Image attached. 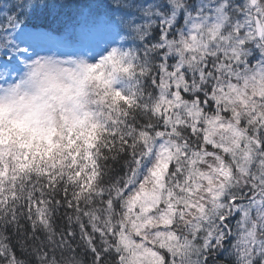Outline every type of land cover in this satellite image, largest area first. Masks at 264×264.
Instances as JSON below:
<instances>
[{
	"label": "snow or ice",
	"instance_id": "1",
	"mask_svg": "<svg viewBox=\"0 0 264 264\" xmlns=\"http://www.w3.org/2000/svg\"><path fill=\"white\" fill-rule=\"evenodd\" d=\"M0 264H264V0H0Z\"/></svg>",
	"mask_w": 264,
	"mask_h": 264
}]
</instances>
